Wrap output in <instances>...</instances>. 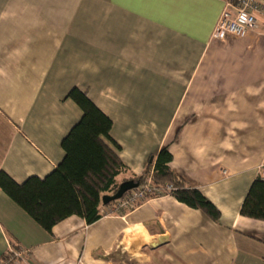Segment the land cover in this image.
<instances>
[{"label": "crops", "instance_id": "0c3cea01", "mask_svg": "<svg viewBox=\"0 0 264 264\" xmlns=\"http://www.w3.org/2000/svg\"><path fill=\"white\" fill-rule=\"evenodd\" d=\"M264 2V0H262ZM224 0H0V171L17 183L62 161L86 91L113 120L129 176L168 146L170 167L221 212L172 195L51 231L0 189V259L11 264H264V221L242 216L264 169V15L213 37Z\"/></svg>", "mask_w": 264, "mask_h": 264}, {"label": "trees", "instance_id": "16d2710c", "mask_svg": "<svg viewBox=\"0 0 264 264\" xmlns=\"http://www.w3.org/2000/svg\"><path fill=\"white\" fill-rule=\"evenodd\" d=\"M67 98L72 99L83 114L62 140L65 154L58 166L43 178L31 176L23 183H17L0 171V189L45 230L51 231L56 224L72 215L85 218L89 224L94 223L102 217L104 195H114L126 181L142 185L149 179L156 188L172 185L174 189L170 195L219 221L220 210L172 170L173 155L168 146L150 157L140 175L117 182L127 169L118 154L121 147L111 136L112 118L78 87L71 89ZM154 197H157L156 193L149 194L148 198ZM240 213L264 221V179L260 175L252 182Z\"/></svg>", "mask_w": 264, "mask_h": 264}, {"label": "built area", "instance_id": "2783aa9c", "mask_svg": "<svg viewBox=\"0 0 264 264\" xmlns=\"http://www.w3.org/2000/svg\"><path fill=\"white\" fill-rule=\"evenodd\" d=\"M225 5L213 32V37L223 39L226 36L243 37L249 32L258 29L255 13L264 15V2L262 0H224ZM260 176L264 179V169ZM172 185L156 188L149 179L137 188L127 191L112 204L109 213H123L132 210L149 199V194L157 196L170 195ZM102 213H106L103 211ZM29 252L21 248H10L9 252L0 259V264H11L14 259H24Z\"/></svg>", "mask_w": 264, "mask_h": 264}, {"label": "water", "instance_id": "95a60500", "mask_svg": "<svg viewBox=\"0 0 264 264\" xmlns=\"http://www.w3.org/2000/svg\"><path fill=\"white\" fill-rule=\"evenodd\" d=\"M139 182H135V181H126L124 183H122L118 189V191L114 194V195H104L103 196V204L104 205H108L111 202H114L118 199H120L124 193H126L129 190H132L134 188H137L139 186Z\"/></svg>", "mask_w": 264, "mask_h": 264}]
</instances>
